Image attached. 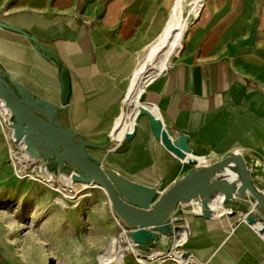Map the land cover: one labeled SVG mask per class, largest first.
Returning a JSON list of instances; mask_svg holds the SVG:
<instances>
[{
	"label": "water",
	"instance_id": "water-1",
	"mask_svg": "<svg viewBox=\"0 0 264 264\" xmlns=\"http://www.w3.org/2000/svg\"><path fill=\"white\" fill-rule=\"evenodd\" d=\"M100 68L99 40L76 12L0 8V99L15 143L54 174L102 186L145 253L172 251L181 231L189 262L224 245L251 252L241 236L247 228L264 234V154L220 146L212 132L225 108L194 123L151 91L123 128L137 77L112 94ZM134 155L137 162L121 160ZM216 194L226 208L219 215Z\"/></svg>",
	"mask_w": 264,
	"mask_h": 264
},
{
	"label": "crops",
	"instance_id": "crops-1",
	"mask_svg": "<svg viewBox=\"0 0 264 264\" xmlns=\"http://www.w3.org/2000/svg\"><path fill=\"white\" fill-rule=\"evenodd\" d=\"M4 1V0H3ZM174 0H15L13 8L76 12L95 20L111 38L149 34L159 12ZM191 33V52L171 64L151 92L166 98L182 119L198 123L212 111L225 108L222 130L213 137L222 148L247 145L264 154V0H211ZM264 264V240L244 237ZM6 244L0 243V264H13Z\"/></svg>",
	"mask_w": 264,
	"mask_h": 264
},
{
	"label": "bare ground",
	"instance_id": "bare-ground-1",
	"mask_svg": "<svg viewBox=\"0 0 264 264\" xmlns=\"http://www.w3.org/2000/svg\"><path fill=\"white\" fill-rule=\"evenodd\" d=\"M204 2L205 0H192L189 11L185 13V0H175L172 6L170 18H167L164 13H157L150 23L151 31H149V34L140 36L137 43L129 45V48H132L133 57L136 61V66L132 73L126 76H119L117 73L107 72L102 68L99 69L101 75H104L107 78L106 80L109 83L108 85H110L109 88L112 94L119 91H121L120 94H122L129 85L130 77L132 75L137 77L136 88L128 103L127 116L123 128L126 126L132 128L134 118L138 111V104L144 102L142 98L146 92V87L158 80L173 63L174 59L182 52L185 45L184 38L187 29L190 27L191 17L192 15H197L199 13V10ZM190 29L192 31L193 28L190 27ZM119 39L124 40L125 38ZM110 96L113 95L110 94ZM149 106L156 111L157 105L149 104ZM0 137L5 138V140L9 143V156L12 158L13 162V169L9 166L0 169L2 170L0 172L4 173H0V179H2V182H0V190L6 191L9 189L14 199L21 201L23 209L33 205L38 199L44 197H46V199L51 198L55 201L54 206L56 205L59 209L65 221L67 220L70 221L71 224L77 223L79 225L82 222V219L78 209L84 206V204H87V200H99V193L101 190L104 191L109 199L106 190L102 186L96 183L73 181L69 175L64 173L54 174L48 171L45 166L36 162L34 158L26 152L23 144L14 143V140L11 137V131L7 126L3 111V101L1 99ZM14 146L24 150L20 166L14 159V155L16 154ZM137 152H139L138 157H140L141 152ZM138 157H124L121 160L124 163L130 161L137 162ZM4 164L6 163L3 162L2 165L4 166ZM140 167L144 173H148L149 168L147 164L141 165ZM80 186H83L82 189L84 188L86 190L81 191L82 189ZM69 187H73L76 192L74 194L68 192L67 188ZM54 192H57V194H54ZM221 199V194H216L212 199V205L216 208V215H219L226 210L221 203ZM114 216L117 222L122 224L115 214ZM103 218L107 221L106 217ZM108 223L110 231V244L106 251L97 254L99 264H126V254L131 253H135L137 258L142 262L145 261L143 258L144 256H147V258L159 257V259L171 256L179 264H204L202 261L203 255L200 257H198L199 255L192 256V260L190 262L188 259L181 256L182 247H179L178 245L185 242L187 238L185 231H181L178 238L175 240L174 248L170 252H166L165 250H156L150 253H140L127 229H125L124 233V242L117 246L118 236L115 234L112 223ZM224 235L225 233L219 238H223ZM261 236L264 238V234ZM28 239L30 241L35 240L26 236L24 238V243L29 241ZM82 242L81 247L77 249L78 252H74V261L71 263L95 264V258L92 256L95 249L94 246H91L90 244H87L86 246L85 240ZM86 248L89 249L86 257L84 258L82 254L84 253L83 250ZM210 248L205 249V251H210ZM50 256V253H48V255L44 254L41 248L32 245L28 257L29 259L26 261V264H44V260ZM214 259V255L210 257L211 261ZM168 264L172 263L169 262Z\"/></svg>",
	"mask_w": 264,
	"mask_h": 264
},
{
	"label": "rangeland",
	"instance_id": "rangeland-1",
	"mask_svg": "<svg viewBox=\"0 0 264 264\" xmlns=\"http://www.w3.org/2000/svg\"><path fill=\"white\" fill-rule=\"evenodd\" d=\"M92 1L97 2L98 0ZM210 1L211 0H205L199 13L197 15H192L190 27L194 29L199 25L200 16L205 6L208 5ZM191 2L192 0H185V13L189 11ZM15 5V0H0V8L12 9ZM172 6H170V11L167 13V18L171 16ZM76 13L92 28L99 40V64L101 68L107 72L117 73L119 76H126L132 73L136 66V61L133 57L132 48H129V45L137 43L139 38L127 37L124 40H120L119 38L115 39L105 36L103 32L97 28L95 20L91 21L88 19L89 17L81 16V11H76ZM190 27L187 29L184 38V48L180 55L174 59L173 63L193 49V45L191 44L193 33H191ZM156 86L157 84L153 82L146 87V92L142 98L144 101H149L148 96L150 90ZM224 127L225 124H222L217 126L216 129L222 130ZM14 147L16 153L14 159L20 166L24 150L16 146ZM1 162H5L6 164L3 166ZM7 166L13 169L12 158L9 156V143L5 138L0 137V169ZM0 182H2V179H0ZM9 186L11 187L10 184ZM82 187L83 186H80L81 189ZM85 190L86 189L83 188L81 191ZM67 191L71 194L76 192L73 187L67 188ZM54 194H57V192H54ZM99 197V200H87V204H84V206L78 209L82 219V222L78 225L77 223L71 224L70 221H65L59 209L56 205L54 206L55 201L51 198L46 199V197H44L38 199L33 205L23 209L21 201L14 199L9 189L2 191L0 192V243L6 244L7 251L12 255L13 264H26V261L29 259L28 257L32 245L41 248L44 254L48 255V253H50L51 256L44 260V264H74L71 263L74 261V252H78L77 249L81 247V242L85 240L86 246L87 244L94 246L95 249L92 256L95 258L94 263L99 264L97 254L106 251L110 244L108 222L112 223L115 234L118 236L117 246L124 242V233L126 229L115 219L112 207H110L111 202L104 191H100ZM103 217H106L107 221H105ZM222 233L223 232H220L216 235L219 236ZM242 235L246 237H251L253 235L259 236L251 228H247ZM26 236L35 240L30 241L28 239L29 241L24 243V238ZM238 236L240 237L241 235ZM167 241L173 242V239H167ZM245 245L251 249V252L244 251L243 246L231 245V247H226L224 245L223 251L228 252L227 257L223 256V251H219L215 255L213 263L208 261L213 251H210V253L202 251V261L204 264H259V261L256 262L257 260H255L258 257L257 250H252L251 246L246 243ZM216 246H218V244H216ZM232 247L236 250L231 251ZM88 249L89 248L83 250L84 253L82 255L84 258L87 255ZM139 252L145 253L141 250H139ZM247 254L252 258L254 256V261L250 257V261H248ZM195 256L198 255L195 254ZM143 258L145 261L142 262L137 258L135 253L126 254V264H168L169 262L172 264H179L171 256L161 259H159V257L147 258V256Z\"/></svg>",
	"mask_w": 264,
	"mask_h": 264
}]
</instances>
